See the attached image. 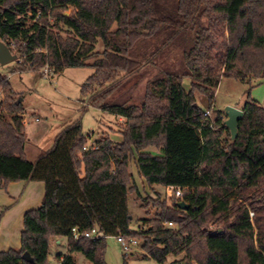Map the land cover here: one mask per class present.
<instances>
[{
  "label": "trees",
  "instance_id": "1",
  "mask_svg": "<svg viewBox=\"0 0 264 264\" xmlns=\"http://www.w3.org/2000/svg\"><path fill=\"white\" fill-rule=\"evenodd\" d=\"M0 39L20 56L14 73L91 67L81 114L91 106L126 120L121 141L103 137L86 149L92 134L80 116L31 161L23 99L0 73V188L45 183L42 205L25 214L22 246L1 251L0 264H49L60 237V264H77L75 252L107 264V238L119 234L144 240V256L160 264L183 252L187 264H264V107L250 96L264 79V0H0ZM170 52L180 54L181 72L160 68L141 96L137 80L121 90ZM223 78L249 87L236 138L215 109ZM197 92L208 98L216 129ZM132 163L148 185L183 189L172 201L156 190L158 214L148 226H132ZM93 227L103 236L75 238L73 228Z\"/></svg>",
  "mask_w": 264,
  "mask_h": 264
},
{
  "label": "rangeland",
  "instance_id": "2",
  "mask_svg": "<svg viewBox=\"0 0 264 264\" xmlns=\"http://www.w3.org/2000/svg\"><path fill=\"white\" fill-rule=\"evenodd\" d=\"M72 11L73 8H70L67 13L69 14ZM13 52L17 53L15 50ZM17 59L19 60L20 56ZM17 59L8 64H0V73L9 81L10 86L15 91V97L23 99L24 110L21 113L23 119L27 120L32 117L33 123L29 125L28 132L29 135L33 134L32 139L34 142L29 147V159H34L36 157L35 153L38 150L40 152L37 154L51 148L55 142L57 132L80 116L82 118L84 133L93 134L90 137L91 141L89 140V145L95 146L98 139L108 136L114 140L118 139L117 141L123 139L122 130L124 129L126 120L109 112H102L91 106L83 114L80 112V108L83 105L81 87L93 73L91 67H69L62 73L54 75L55 81L52 82L44 76V67L40 72L27 69L26 71L14 73V70L18 67ZM182 67V59L178 52L167 53L155 65H148L143 69L137 78L126 82L121 90L129 88L137 80L138 87L135 92L141 96L144 93L148 79L160 68H169V70L179 73ZM262 82H264V79L255 80L256 86L251 89L250 96L257 99H253L254 102L264 107V83ZM185 85L187 89H190V80L186 79ZM248 88L246 83L236 79L223 78L221 80L216 90L215 109H220L224 112L223 117L225 121L227 120L226 104H235V107L243 109L247 101ZM5 94L6 92L3 87L0 86V111H3ZM196 97L198 103L205 110L211 109L213 111L206 96L197 92ZM32 112L37 113L33 114ZM35 116H39V120ZM35 118L37 119L36 121ZM51 140L53 141L51 142ZM149 151L159 154V150L156 147H151ZM131 170L135 175L136 183L139 187V193L133 192L129 196V207L133 215L132 226H148L149 223L147 222L154 219L158 214V209L153 206V200L159 196L157 191L160 192L162 199L172 201L176 198L173 196L171 188L162 186L154 188L148 185L139 175L134 163L131 164ZM251 217H254L253 210H251ZM145 221L147 222L145 223ZM63 241L65 242V240ZM144 243V240H139V247L135 253H127L123 250L116 236H109L107 238L105 260L107 264H160L154 258H146L144 256L146 251ZM53 252L52 249L49 256V264H59ZM61 252H66V249L62 247ZM74 257L77 264H93L81 252H75ZM164 264H187L186 252L179 255H170ZM191 264L199 263L192 262Z\"/></svg>",
  "mask_w": 264,
  "mask_h": 264
},
{
  "label": "crops",
  "instance_id": "3",
  "mask_svg": "<svg viewBox=\"0 0 264 264\" xmlns=\"http://www.w3.org/2000/svg\"><path fill=\"white\" fill-rule=\"evenodd\" d=\"M252 99L257 100L255 98ZM227 105L231 104H226V106ZM232 105L235 106V104ZM32 113L36 114L37 112ZM35 117L39 120V116ZM36 118L35 121L37 120ZM121 118L125 120V118ZM32 121V117L30 119L24 120L27 133V142L25 145V153L27 157L29 153V147L34 142L32 139L33 134L29 135L28 132V127L31 123H33ZM59 132H57V134ZM89 140L91 141L90 138ZM117 140L118 139H115L114 141ZM52 141L53 140H51V142ZM38 152H40V150H38ZM38 152L35 153L36 157L34 159H30L31 161L36 160L38 156L42 153L41 152L37 154ZM44 194L45 183L43 181H13L10 182L6 187L0 188V252L8 251L10 249H18L22 246V232L24 230L25 214L27 211L39 208L42 205ZM63 240H65V242ZM52 245L54 257L60 264L61 260L58 258L57 255L59 253H62V247L67 250V238H55Z\"/></svg>",
  "mask_w": 264,
  "mask_h": 264
},
{
  "label": "built area",
  "instance_id": "4",
  "mask_svg": "<svg viewBox=\"0 0 264 264\" xmlns=\"http://www.w3.org/2000/svg\"><path fill=\"white\" fill-rule=\"evenodd\" d=\"M44 71V76L46 78H49L52 82L55 81V78H54V71L48 66L46 65L43 69ZM205 117L206 119L205 120H211L210 123H209V127L210 128H213V129H216L215 127V124H214V120H213V111L211 109H207L205 110ZM218 129V128H217ZM92 136V135H91ZM86 149L87 148H94V149H97L98 146H91V145H88L85 147ZM171 190L174 192V195L176 198H181L183 196V189L181 187H170ZM168 226L170 227H175V223L173 221H170V222H167L166 223ZM73 232L75 233V238H79L81 236L83 237H88V238H92V239H96L98 237H101L103 236L102 233L99 232L98 228L97 227H93L90 231H87L85 233H79L77 232V229L76 228H73ZM118 242L121 244L123 250L127 253H135L136 249L139 247V239L136 238V237H129L127 238L125 235L123 234H119L116 236Z\"/></svg>",
  "mask_w": 264,
  "mask_h": 264
},
{
  "label": "water",
  "instance_id": "5",
  "mask_svg": "<svg viewBox=\"0 0 264 264\" xmlns=\"http://www.w3.org/2000/svg\"><path fill=\"white\" fill-rule=\"evenodd\" d=\"M18 58V55L13 52V50L9 47L7 43H5L2 39H0V64H8L10 62L15 61ZM225 111L227 114V120L225 121L226 125L230 129L232 133V137L236 138L238 135V125L239 121L244 116V110L233 105H227L225 107ZM178 205L181 208H189V204L185 200H180ZM25 261L34 263V258L31 256L29 252H25L22 255Z\"/></svg>",
  "mask_w": 264,
  "mask_h": 264
}]
</instances>
